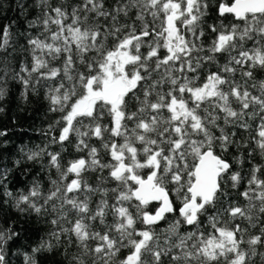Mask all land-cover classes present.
I'll use <instances>...</instances> for the list:
<instances>
[{"label": "snow or ice", "instance_id": "1", "mask_svg": "<svg viewBox=\"0 0 264 264\" xmlns=\"http://www.w3.org/2000/svg\"><path fill=\"white\" fill-rule=\"evenodd\" d=\"M16 6L25 8L20 0ZM36 6L39 14L21 33L22 60L0 68V101L10 80L22 86L25 102L51 81L44 85L49 111L61 116L49 125L59 134L48 143L63 150L75 135L76 151H88L66 163L48 145L25 153L47 170V190L33 178L27 191L14 194L13 170L0 165V197L53 226L49 239L23 252V264H39L38 256L66 236L82 253L75 264H87L83 257L92 264H255L256 256L264 264V163L255 160H264V79L256 76L264 72V0H118L111 9L104 0H80L70 11L36 0ZM133 11L132 23H122L121 15L132 19ZM210 14L218 23H207ZM12 35L10 25L0 28L5 60L16 52ZM93 137L107 162L89 145ZM231 149L239 169L225 159ZM89 171L100 173L95 185L85 178ZM229 189L247 205L231 199ZM21 238L12 226L0 228V264H12L10 242Z\"/></svg>", "mask_w": 264, "mask_h": 264}, {"label": "trees", "instance_id": "2", "mask_svg": "<svg viewBox=\"0 0 264 264\" xmlns=\"http://www.w3.org/2000/svg\"><path fill=\"white\" fill-rule=\"evenodd\" d=\"M25 5L24 10L17 8V0H0V28L5 26H11L12 43L16 45V52L13 56H9L7 60L4 59V54L0 53V68H3L6 64L9 66H18L22 60L20 54L19 45L24 42V38L21 35L27 28L29 20L34 19L39 14V8L36 6V0H20ZM80 0H50L53 6L61 5L66 7L69 11L73 6L79 3ZM118 0H104L106 8H114ZM210 3L214 4L215 0H210ZM132 19H128L121 15L120 20L122 23L131 24L135 19L134 11L130 13ZM145 19L152 23V17L146 16ZM91 22V21H90ZM217 22L214 15L210 14V18L207 19V23ZM157 26L159 21L156 22ZM178 27L182 28V25L177 22ZM141 26L140 21H136V27L139 30ZM114 45L113 38H109L106 42V47H112ZM249 47L252 46V42H249ZM11 52V49H9ZM144 51V49H142ZM163 52V50H161ZM54 65L61 66L59 61L52 62ZM76 68L83 70V66L77 63ZM257 79H264V72L257 71ZM45 84H51V81H45L41 85H37L38 94L29 92V99L27 102L21 99L22 86L15 81H9L8 94L3 101H0V107L3 111L0 112V131H6L7 135L0 137V165H6L12 169V173L9 178V188L14 194L20 190L27 191L33 178L41 179L45 186V190L49 187L47 170H41V161H28L25 153L31 151H38L40 147L48 145L50 151H60L64 157L63 163H66L70 159L79 157H87V149L83 152H77L75 144L77 138L75 135H71V143L65 142L63 150L59 144H49L53 135L58 136L59 129L55 132L48 131L49 125L54 124L61 116L59 112L49 111V102L46 99L47 88ZM134 103V102H133ZM107 123V118L102 121ZM215 131V130H214ZM47 132V135H45ZM90 146H95L98 149V156L105 162L110 157L107 156L105 150L101 146V141L96 138H92L88 141ZM23 149V152L21 151ZM234 149H231L229 153L225 154V159L233 163V167L239 169L240 165L236 164L233 159L232 153ZM217 152L219 150L217 149ZM19 160V166L16 165V161ZM255 160L260 163H264V160L260 156H256ZM43 161L47 162V157L43 158ZM249 164L245 161L244 171L247 172ZM55 175V169L52 170ZM147 169L141 170L140 174L143 178H146ZM106 174V173H105ZM85 178L87 181L95 185L97 178L100 175L99 172L89 171L86 172ZM111 186V185H108ZM241 186L240 191H243ZM232 193L231 199L239 200L241 206H246L247 201L242 196L236 195V190L229 189ZM99 196H93V201L98 202ZM7 201V202H5ZM94 206V204H93ZM156 205H149L150 208H154ZM55 215V213H51ZM171 219V214H169ZM242 226L248 228L249 233L258 234L259 228L248 227L246 220H238ZM12 226L16 230L20 231L23 238L17 239L14 243L10 242V248L13 253L12 264H23V252L31 251V246L36 245L41 239L47 240L48 232L53 227L50 223L37 222L35 216L28 217L26 214L19 213L15 207L11 198L0 197V228ZM167 223L162 222L161 227H166ZM229 227L232 225L229 224ZM184 231V229H181ZM210 231V229H209ZM161 241L164 239V234L161 233ZM55 245V241H53ZM243 247H247L244 245ZM259 251L264 252V246H259ZM127 250H124L126 254ZM81 250L73 243H68L67 236L64 238V242L59 246H55L52 251H44L38 256L39 264H75V258L81 256ZM87 264H92V261L88 257H83ZM255 264H260V257L253 258Z\"/></svg>", "mask_w": 264, "mask_h": 264}, {"label": "water", "instance_id": "3", "mask_svg": "<svg viewBox=\"0 0 264 264\" xmlns=\"http://www.w3.org/2000/svg\"><path fill=\"white\" fill-rule=\"evenodd\" d=\"M153 204H155V202H153Z\"/></svg>", "mask_w": 264, "mask_h": 264}]
</instances>
